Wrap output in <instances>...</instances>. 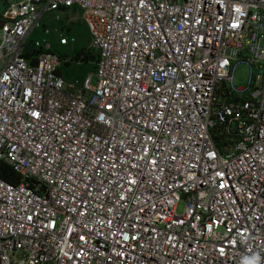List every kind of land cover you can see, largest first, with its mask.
<instances>
[{
    "label": "built area",
    "instance_id": "1",
    "mask_svg": "<svg viewBox=\"0 0 264 264\" xmlns=\"http://www.w3.org/2000/svg\"><path fill=\"white\" fill-rule=\"evenodd\" d=\"M72 7L94 86L58 72L71 58L48 38L24 54ZM259 60L264 0L10 1L0 161L19 179L0 176V264H264V73L234 82Z\"/></svg>",
    "mask_w": 264,
    "mask_h": 264
},
{
    "label": "trees",
    "instance_id": "2",
    "mask_svg": "<svg viewBox=\"0 0 264 264\" xmlns=\"http://www.w3.org/2000/svg\"><path fill=\"white\" fill-rule=\"evenodd\" d=\"M2 2L3 8L10 2V0H0ZM79 10L75 7L65 8L64 11L60 12V17L56 18V12L45 13L43 15L41 25L34 30L31 36H29L24 54L27 57L34 58L41 51L37 46H35L36 40H42L48 38L51 41L50 51L59 54L61 57H66L68 55H62L58 51V44L60 43L58 35L53 31L55 28L58 29L62 36H74L76 42L80 41V35L78 33V26L84 37H89V29L87 24L82 19H79L80 22L75 24L74 21H71V14L78 12ZM81 12V11H79ZM49 29L50 33H45V30ZM88 45H84L80 50L73 52L71 61L62 62L59 67L58 72L65 77L67 80L83 79L89 72L96 69L95 62L98 60L99 53L97 51H91L88 49ZM81 61L80 64H77ZM0 176L8 181L16 182L19 179V176L7 165L5 162L0 161Z\"/></svg>",
    "mask_w": 264,
    "mask_h": 264
},
{
    "label": "rangeland",
    "instance_id": "3",
    "mask_svg": "<svg viewBox=\"0 0 264 264\" xmlns=\"http://www.w3.org/2000/svg\"><path fill=\"white\" fill-rule=\"evenodd\" d=\"M10 1H18V0H10ZM0 6H2L1 1H0ZM71 15H72L71 21H74L75 24L80 22L79 19L82 20V15H81V12L79 11ZM78 33L81 37L80 41H77L75 43H69L68 45L58 44V51L62 55H68L71 58L73 55L72 54L73 52L80 50L84 45H88V42H91L90 34L88 38L84 37L80 31L79 26H78ZM65 36H68V35H65ZM91 51H95V49L91 48ZM91 73H92L91 83L94 86L96 85L97 78L93 74V71H91ZM263 73H264V60H259L256 64H252L251 69L248 65L239 64L235 68L234 82L239 87H246L248 85L249 77H251V84L254 85L257 75H263ZM247 93L248 92H246L245 94ZM183 206L184 204L181 203L179 206V210H182Z\"/></svg>",
    "mask_w": 264,
    "mask_h": 264
},
{
    "label": "crops",
    "instance_id": "4",
    "mask_svg": "<svg viewBox=\"0 0 264 264\" xmlns=\"http://www.w3.org/2000/svg\"><path fill=\"white\" fill-rule=\"evenodd\" d=\"M2 9H3V5L0 6V10H2ZM75 42H76V41H75ZM75 42H74V43H75ZM80 63H81V62H79V63H77V64H80ZM89 73H90V72H89ZM89 73H88V74H89ZM88 74H87V75H88ZM87 75H86V76H87ZM63 77H64V76H63ZM64 78H65V77H64ZM84 78H85V77H84ZM84 78H83V79H84ZM83 79H78V78H77V79H75V80H70V81L67 80V79H66V80L69 81V82H75V81H83Z\"/></svg>",
    "mask_w": 264,
    "mask_h": 264
},
{
    "label": "snow or ice",
    "instance_id": "5",
    "mask_svg": "<svg viewBox=\"0 0 264 264\" xmlns=\"http://www.w3.org/2000/svg\"><path fill=\"white\" fill-rule=\"evenodd\" d=\"M34 115H35V113H34ZM221 187H223V185H221ZM126 239H127V237H125ZM81 239H83V237H81Z\"/></svg>",
    "mask_w": 264,
    "mask_h": 264
}]
</instances>
